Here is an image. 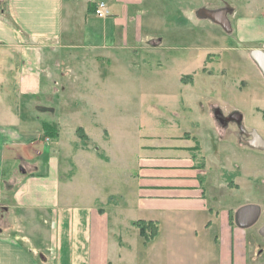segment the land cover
<instances>
[{
    "label": "crops",
    "instance_id": "crops-1",
    "mask_svg": "<svg viewBox=\"0 0 264 264\" xmlns=\"http://www.w3.org/2000/svg\"><path fill=\"white\" fill-rule=\"evenodd\" d=\"M99 1L109 11L105 18L95 14ZM151 1L0 0V264H264V223L255 226L261 213L264 217V180L258 183L264 170L249 172L246 162L237 159L227 166L231 159L218 148L207 158L190 131L153 125L134 162L135 172L127 174L124 194L123 179L117 175L122 166L113 163L109 151L111 134L109 148H103L107 161L96 158L97 163L76 152L72 178L67 179L60 176L59 148L65 145L60 133L57 139L43 138L44 124L57 130L45 120L69 103L55 101L58 64H74L76 51H89L84 72L68 67L60 74L69 85L73 83L68 75L77 74H83L86 83L88 74L100 84L107 81L99 62L113 60L123 68L122 54L139 48L135 44L145 39L147 27L154 31L158 24L169 26L168 21L149 17ZM161 40L152 36L145 50H160ZM219 49L230 52L225 59L219 55L229 68L223 75L232 70L234 82L214 88L219 94L211 98L209 114L214 121V107L226 128L242 122L236 132V138H242L239 147L264 162V150L245 143L255 129L247 127L244 111L249 102L253 112L264 111V73L252 56L254 50L264 53V46L245 47L244 57L236 54L241 51L234 45ZM187 51L165 57V66L178 64L179 84L169 85L163 106L180 105L182 92L199 86L194 78L208 68L203 67L201 51ZM209 74L214 80L213 70ZM187 75L193 80H182ZM219 127L217 121L214 138L228 146L221 149L234 150L224 127ZM40 145L48 152L37 149ZM235 152V157L241 156ZM93 168L112 175L109 184L107 178L87 173ZM213 169L219 170L218 178H211ZM225 171L233 176L231 184L223 179ZM251 183L252 202L231 205V192L243 191L244 184L251 189ZM109 196L115 198L111 206ZM247 206L259 207L260 216L253 226L242 228L237 213ZM139 221L157 224L152 240L146 241L134 226Z\"/></svg>",
    "mask_w": 264,
    "mask_h": 264
},
{
    "label": "rangeland",
    "instance_id": "rangeland-1",
    "mask_svg": "<svg viewBox=\"0 0 264 264\" xmlns=\"http://www.w3.org/2000/svg\"><path fill=\"white\" fill-rule=\"evenodd\" d=\"M150 6L152 11L149 12V17L152 15L156 21H168L169 26L163 28L158 24L153 29L154 31H149V27H147L143 33L145 39L135 44L139 48L136 51L122 54L123 61L126 63L123 68L113 60L110 64L107 61L99 62V66L103 69L101 71H105L107 73L106 77L109 78L104 83H98L97 77L93 74L86 76V83L83 74H77L68 75L70 82L73 83V85H69L70 83H66L64 76L60 74L66 71L68 67L74 68L75 71L84 72L86 65L83 61L85 55H89V51H76L77 61L74 64H70L71 62L65 65L59 63L58 68L55 66L58 73L55 78L59 81L56 86L58 94L55 93L56 99H54L56 103H62L64 99H68L67 102L69 103L67 106H60L58 115L46 119L45 122L56 125L62 144L66 145L59 148L61 153V178H72L75 164L73 154L76 152L82 151L86 158H92L97 163L99 162L96 158L107 161L105 160V158L107 159L106 151L103 148H109L111 134L113 147L109 151L113 156V163L117 167L122 166L121 171L117 170V175H121L123 179L121 190L125 194L128 190L125 182L127 174L135 172L136 163L134 162L139 158L138 153L142 144L146 141L144 136L148 133L149 126L153 125L159 128L172 127L175 130L178 126L180 130L190 131L197 137L198 144L203 148L204 156L207 158L212 156L218 148L223 151V155H227L231 159L228 160L227 166H233L234 159H237L241 163L246 162L243 164L249 172L256 169L264 170V162L253 160L248 157L249 149L242 151L239 147L242 138H236V132L240 129L242 122L238 124V127L237 124H231L226 128L217 119L218 114L214 107H211L214 121L209 114L211 98L219 94L214 91V88H218L219 85L232 80L233 75L232 70L223 75V72L227 73L224 68H228V66H226L227 60L223 61V65L221 58L224 57L225 59L230 52L220 53V49L218 51L216 49L234 45L241 51L236 54L244 57L247 54L243 51L245 47L252 44L264 46V0H152L149 3V8ZM202 11H210L212 14L219 15L226 14V18L230 22V29H224L218 23L209 20L205 16L206 13ZM234 13H236L235 18L233 17ZM240 22L241 25H238ZM152 36L157 39L162 38L160 50H145L146 47H149L150 44L147 41ZM188 48L201 51L203 53V67L208 68L198 71V76L194 78L199 86L194 87L191 91L182 92V103L180 105L178 103L176 107L163 106V95L168 93L169 85L174 87L179 84L178 64L171 65L170 63L165 66V57L167 54L176 56L179 53L188 52ZM219 54H222V57ZM151 69H153V72H151ZM168 69L171 72H168ZM212 70L214 80L209 78L211 76L209 72H212ZM183 78L189 81L193 76L187 75ZM232 81L231 84L234 82ZM68 86H70V90H65V87ZM174 92L179 95L178 89H175ZM245 106L247 127L255 129L253 132L257 130L264 137V111L258 110L259 114L253 112L252 102L246 103ZM217 121L220 130L221 127H224V133L229 137L228 142L235 148V153L241 154V156L235 157L233 149L230 151L221 149L228 146L225 144L221 146L222 142L218 143L214 138V124L216 125ZM79 128H83L90 138V143L86 147H83L78 138L77 130ZM52 148H55V145H52ZM37 149L48 152L43 150L41 145ZM46 155L42 157L43 160ZM222 158L225 159V156H222ZM123 162L128 163L124 164ZM92 166L95 167L94 162ZM113 168L114 166H112ZM93 172L100 175V177L107 178V184H109L111 179L108 180V178L112 175L108 173L101 175L100 171L97 173L95 168H93V171L87 170L88 174H93ZM110 172L116 174V171ZM210 173L211 178H218L220 172L218 169H213ZM263 177V175L259 176V184L263 183ZM223 179L226 181L224 176ZM253 184L255 183L250 185L252 190L247 189L249 184H244L242 186L243 191L231 192L229 203L233 205L236 202H252ZM114 200L113 196H109L107 205H113ZM263 223L264 217L261 213V217L255 226L257 227ZM260 250L263 252L261 257L264 261V246Z\"/></svg>",
    "mask_w": 264,
    "mask_h": 264
},
{
    "label": "water",
    "instance_id": "water-1",
    "mask_svg": "<svg viewBox=\"0 0 264 264\" xmlns=\"http://www.w3.org/2000/svg\"><path fill=\"white\" fill-rule=\"evenodd\" d=\"M202 12L206 13L205 16L206 18H209V20L218 23L224 29H230V22L226 18L225 13H224L225 15H219V14H212L210 13V11H202ZM252 56L256 59V61L258 62L260 68L264 73V53H262L259 50H254L252 52ZM250 135L252 139L245 141L246 145L252 149L264 150V139H262L256 132H252V134ZM259 216H260L259 207L247 206L238 211L237 223L242 228H248L257 222Z\"/></svg>",
    "mask_w": 264,
    "mask_h": 264
},
{
    "label": "trees",
    "instance_id": "trees-1",
    "mask_svg": "<svg viewBox=\"0 0 264 264\" xmlns=\"http://www.w3.org/2000/svg\"><path fill=\"white\" fill-rule=\"evenodd\" d=\"M182 80H185V78H183ZM263 118H264V114H263ZM43 130H44V135L43 138H51V139H57L59 134H58V130H55L53 127L44 124L43 126ZM78 133V138L79 140L82 142L83 147H86V145L88 143H90V138L89 136L85 133L83 128H79L77 130ZM104 157V156H102ZM105 160H107L105 158ZM224 177L226 179V181L229 182V184H231V179L233 178V176H229L227 173H224ZM134 226L138 227V229L140 230V234L141 236L146 240H152L156 235H157V224L153 223V222H136L134 223Z\"/></svg>",
    "mask_w": 264,
    "mask_h": 264
},
{
    "label": "built area",
    "instance_id": "built-area-1",
    "mask_svg": "<svg viewBox=\"0 0 264 264\" xmlns=\"http://www.w3.org/2000/svg\"><path fill=\"white\" fill-rule=\"evenodd\" d=\"M95 14H96V16H98L100 18H105L106 16H108L109 11H108L107 6L104 2L99 1L96 3Z\"/></svg>",
    "mask_w": 264,
    "mask_h": 264
},
{
    "label": "flooded vegetation",
    "instance_id": "flooded-vegetation-1",
    "mask_svg": "<svg viewBox=\"0 0 264 264\" xmlns=\"http://www.w3.org/2000/svg\"><path fill=\"white\" fill-rule=\"evenodd\" d=\"M257 133V132H256ZM252 134V133H251ZM252 139V137H251V135H250V137H249V139L248 140H251ZM253 226V225H252ZM263 229V228H262ZM263 234H264V229H263Z\"/></svg>",
    "mask_w": 264,
    "mask_h": 264
}]
</instances>
